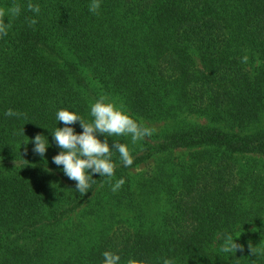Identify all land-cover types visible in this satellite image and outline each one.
<instances>
[{
    "label": "trees",
    "instance_id": "16d2710c",
    "mask_svg": "<svg viewBox=\"0 0 264 264\" xmlns=\"http://www.w3.org/2000/svg\"><path fill=\"white\" fill-rule=\"evenodd\" d=\"M90 3L0 0L10 24L0 38V264H102L104 251L120 264H264V0H101L95 14ZM93 80L133 119L165 125L136 144L109 137L133 165L114 153V176L96 174L80 193L52 163L51 132L64 127L59 109L91 121ZM9 108L20 115L4 116ZM37 134L49 142L43 158ZM176 151L191 152L177 164L167 158ZM154 157L166 159L134 180L130 169ZM84 206L88 217L69 224ZM229 236L235 252L223 251Z\"/></svg>",
    "mask_w": 264,
    "mask_h": 264
},
{
    "label": "clouds",
    "instance_id": "9594fccd",
    "mask_svg": "<svg viewBox=\"0 0 264 264\" xmlns=\"http://www.w3.org/2000/svg\"><path fill=\"white\" fill-rule=\"evenodd\" d=\"M29 10L35 14L40 11L39 5L29 3ZM101 7V0H91L89 12L95 14ZM18 7L11 9L13 15H18ZM35 24L36 20L30 22ZM10 24L0 22V38L8 34ZM246 59V58H245ZM6 117H17L20 114L9 108L4 113ZM90 122H86L82 116L75 111L59 109L56 111L55 119L62 122L64 127H56L51 132V136L56 146L60 149L59 153L52 157V163L56 166H63V174L70 180L75 181V188L80 193H86L90 188V180L93 176L107 177L111 179L115 173L116 163L112 157L114 153L119 154V162L124 167L133 165V156L130 153L127 144L113 142L110 146L108 138L112 136H128L133 144L143 140L145 137L153 135V129L133 119L122 107L109 102L107 97L100 96L90 105ZM79 122L82 132L76 133L74 125ZM23 132V130H22ZM24 134V133H23ZM103 137L101 140L99 137ZM37 134L31 141L32 151L40 157H45L49 147L48 140ZM27 144V143H26ZM125 183L123 178L117 179L111 185V190L116 192ZM228 246L223 251L232 252L238 248L235 240L229 236L227 238ZM102 264H120L119 254L104 251L102 253ZM129 264H133L129 261ZM164 264H171L165 260Z\"/></svg>",
    "mask_w": 264,
    "mask_h": 264
},
{
    "label": "rangeland",
    "instance_id": "374dc122",
    "mask_svg": "<svg viewBox=\"0 0 264 264\" xmlns=\"http://www.w3.org/2000/svg\"><path fill=\"white\" fill-rule=\"evenodd\" d=\"M191 54H192V57L196 63V65L199 67L200 66V62H199V58H198V55H197V52L193 49H191ZM93 84L95 85V87L97 88V90H99L101 96H105L107 97V100L109 102H112L114 103L116 106L118 107H122L125 111H127V113L131 115L130 111L127 109V107L125 106V104L123 103V101L118 98L117 96L111 94L110 92H107L105 89L102 88V86L96 81V80H93ZM186 120L188 122H191V123H194V124H199V125H203V126H206V125H210L205 119L203 118H200V117H196V116H187L185 117ZM141 121L149 128L153 129L154 131H159L160 129H162L164 127V123H151V122H148V121H145V120H142ZM260 125H264V113H263V116L261 118V122H260ZM213 126H219L221 129H223L224 131H228V132H234V130L224 126V125H219V124H214ZM130 138V137H128ZM191 151H176L173 153V155L170 157V156H167V158H173L174 159V162L177 163V164H180V162L182 163L183 162H186L188 160V157H189V154H190ZM165 157H154L150 160H148L146 163L144 164H141V165H138L137 167L133 168V169H130V175L133 177L134 180L138 181V180H141L143 177H145L146 174L148 173H152L155 171V169L157 167H160L163 163V161L166 159H164ZM260 163L263 164L264 163V157H260ZM89 209V206H84L82 207L80 210H78L77 212H75L74 214H72L68 219H67V222L69 224H72V223H76L86 217H88V215H86V211Z\"/></svg>",
    "mask_w": 264,
    "mask_h": 264
}]
</instances>
